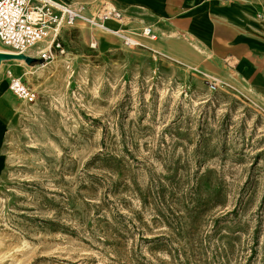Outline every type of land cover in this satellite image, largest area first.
<instances>
[{
  "label": "rangeland",
  "instance_id": "374dc122",
  "mask_svg": "<svg viewBox=\"0 0 264 264\" xmlns=\"http://www.w3.org/2000/svg\"><path fill=\"white\" fill-rule=\"evenodd\" d=\"M94 28L80 19L48 60L0 70V264H264V110L202 65Z\"/></svg>",
  "mask_w": 264,
  "mask_h": 264
},
{
  "label": "crops",
  "instance_id": "0c3cea01",
  "mask_svg": "<svg viewBox=\"0 0 264 264\" xmlns=\"http://www.w3.org/2000/svg\"><path fill=\"white\" fill-rule=\"evenodd\" d=\"M131 1L130 11L117 7L141 27L152 26L156 39L145 41H158L153 52L188 67L202 65L205 74L228 82L264 110V0ZM11 112L0 97V176L7 167Z\"/></svg>",
  "mask_w": 264,
  "mask_h": 264
},
{
  "label": "built area",
  "instance_id": "2783aa9c",
  "mask_svg": "<svg viewBox=\"0 0 264 264\" xmlns=\"http://www.w3.org/2000/svg\"><path fill=\"white\" fill-rule=\"evenodd\" d=\"M93 3L65 4L58 0H0V43L14 54H24L36 49L39 45L49 44L46 52L41 53V58H50L51 48L66 27H72L80 19L92 27L108 29L109 21L121 23L124 13L110 0H96ZM92 6V7H90ZM91 8V9H90ZM88 12L94 14L86 15ZM108 31L122 39V43L129 50L144 47L142 39L155 40L156 35L152 27H144L141 30H129L124 27ZM135 31H141L139 34ZM94 46L97 44L94 42ZM36 58V57H33ZM8 70L11 90L15 95L28 102L35 100V94L23 84L20 78ZM209 87L216 91L218 82L209 81Z\"/></svg>",
  "mask_w": 264,
  "mask_h": 264
},
{
  "label": "bare ground",
  "instance_id": "6f19581e",
  "mask_svg": "<svg viewBox=\"0 0 264 264\" xmlns=\"http://www.w3.org/2000/svg\"><path fill=\"white\" fill-rule=\"evenodd\" d=\"M112 2H114L116 5H118L119 7H120V9H123V10H127V11H130L133 7H134V5H133V3H132V1L131 0H111ZM67 2V1H66ZM70 2V1H69ZM137 7V6H136ZM125 14V13H124ZM106 32V31H105ZM104 32V30H100L99 31V35H100V44H101V46L102 47H108V46H110V42H109V40L107 39V37H105L106 36V33ZM163 37L161 36L160 37V41H161V39H162ZM159 41V42H160ZM157 42L158 41H155V42H148V44H151L152 46H154L155 44H157ZM159 44V43H158ZM50 47V45H47V44H42V45H40L39 47H37L36 49H34V50H31V51H29L28 52V56H30V57H38V55H41V53L42 52H46V50L48 49ZM0 52L1 53H5L6 55H11V56H14L12 59H7V60H5V59H2L1 60V63H0V70L2 69V66H3V63L4 62H6V61H14V62H17V63H19L21 66L23 65V64H25V65H27V66H29L26 62H25V60L24 59H22V58H18V54H14V53H12V52H10L9 50H0ZM46 65H42L41 67H45ZM29 67H31V66H29ZM28 73H30V72H28ZM222 81V80H221ZM7 81H6V79H5V81H3L2 82V85H1V91H3L6 87H7Z\"/></svg>",
  "mask_w": 264,
  "mask_h": 264
},
{
  "label": "water",
  "instance_id": "95a60500",
  "mask_svg": "<svg viewBox=\"0 0 264 264\" xmlns=\"http://www.w3.org/2000/svg\"><path fill=\"white\" fill-rule=\"evenodd\" d=\"M17 56H18V58H22V59H24L25 62H26L28 65H32V64H34V63L40 61V60L37 59V58H32V57L27 56V55H24V54H18ZM13 57H14V56L6 55L5 53H1V52H0V63H1V60H2V59H5V60L9 59V60H10V59H12Z\"/></svg>",
  "mask_w": 264,
  "mask_h": 264
}]
</instances>
